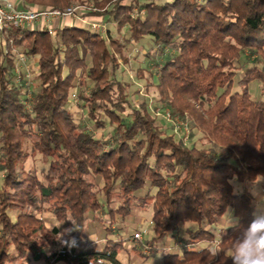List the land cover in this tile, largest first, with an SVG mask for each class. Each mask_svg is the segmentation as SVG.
I'll return each mask as SVG.
<instances>
[{
    "label": "trees",
    "instance_id": "obj_1",
    "mask_svg": "<svg viewBox=\"0 0 264 264\" xmlns=\"http://www.w3.org/2000/svg\"><path fill=\"white\" fill-rule=\"evenodd\" d=\"M20 3L32 10L92 4L85 15H100L129 37L113 36L112 25L98 33L73 22L55 35L36 25L0 33V264H121L123 239L108 235L135 209L151 213L155 235L146 242L171 234L181 245L159 264H231L239 231L226 225L213 248L199 244L216 242L213 226L228 209L248 226L251 187L264 178V67H247L235 81L234 65L246 48L264 57V0ZM144 37L164 54L156 74L161 102L187 115L209 147L184 145L156 125L143 97L137 106L128 100L119 59L127 63L125 48ZM14 47L37 57L32 88L15 80ZM255 81L261 96L252 95ZM76 85L93 130L114 125L109 138L75 121ZM27 138L48 160L42 176L23 166L32 154ZM91 221L106 231L102 244L86 239Z\"/></svg>",
    "mask_w": 264,
    "mask_h": 264
},
{
    "label": "rangeland",
    "instance_id": "obj_2",
    "mask_svg": "<svg viewBox=\"0 0 264 264\" xmlns=\"http://www.w3.org/2000/svg\"><path fill=\"white\" fill-rule=\"evenodd\" d=\"M79 3H74L75 6ZM67 8V7H65ZM44 10V9H42ZM51 10V9H45ZM85 10H95L90 6H84L82 9V14H84ZM140 13H144V10H141ZM137 12H132V15H136ZM85 15V14H84ZM86 19L90 22L93 21H101L104 23L105 27H111V33L115 37H119L121 41L127 39L129 37V32L124 29L123 36H119L115 31V27L112 21H106L102 19L100 15H88L86 14ZM146 52H149L150 56H146ZM12 53L14 54V68H17L15 73V80L17 79V75L19 74V78L21 81H24L23 84L27 83L29 88L35 86V75L37 74V57H36V65H35V57H28L25 64L19 61V56L22 53L21 48L14 47L12 49ZM125 55L128 57L127 63L120 62V69L118 70V79L127 83V97L130 103L133 106H137V104L141 101L143 97L147 104L148 109L152 116L156 119V125L166 131L168 134H173L176 140L180 139L179 129L177 133H175V127L179 126L181 130L187 129L186 138L180 139L184 145L188 146H196V147H209L210 143L203 137L202 133L198 130L191 128V121L189 117L181 116L178 114L172 107L167 104L161 102L159 95L157 93L156 84L158 82L157 72L159 70V62L164 57V54L156 52L153 48H151L150 38L144 37L138 42L131 41L127 47L125 48ZM26 56V55H25ZM122 63V64H121ZM235 70L236 77L235 81L241 77V74L247 67H251L255 65L259 68L264 67V57L260 54L255 53L251 49H243L240 53L239 59L235 62ZM153 71L155 76L151 77L150 73ZM139 73V74H138ZM151 83V85L147 86V83ZM146 87H148L146 89ZM252 95L261 96V83L255 81L251 84ZM69 97V107L74 114V119L80 126L83 127L85 131L93 132L96 138H104L106 133H110L113 131L114 125H107L104 129H96L93 130L91 126V122L86 117V111L82 107V103L79 99L78 86H74V88L70 92ZM72 94H75L73 96ZM31 96H29L30 98ZM29 106V105H28ZM166 112L170 114V117H167ZM122 117L128 119L125 113L121 114ZM185 126V127H184ZM184 127V128H182ZM109 138V134L105 136V139ZM26 149L29 153H32L25 163L23 164L25 169H34L38 175L42 176L48 170V160H46L40 153L33 152V145L30 138H27L25 141ZM260 181V182H259ZM255 185L251 187V193L254 196L255 203L261 198L264 197V178L259 177ZM101 183V182H100ZM154 192V191H153ZM144 193V192H141ZM231 210V209H228ZM47 219L46 224L49 227H52L56 222L55 219L48 213L42 215ZM151 213L150 211H142L139 209H135L134 213L129 216L124 221H120L119 218L112 225V232L108 235L114 239H123L124 243V251L119 254L121 259V264H159L162 260V256L168 251H177L180 252L181 245L179 241H176L173 236L170 234L163 239H158L156 245L150 244L146 242V239L149 240L152 236H154V232L152 230V223L150 221ZM228 213L226 212L224 217L221 219L219 224L213 226V232L216 236V242L207 243L201 242L199 246L209 245L211 248L214 247L218 243L220 228L228 225ZM190 227L195 228V224H189ZM139 232L141 234V239H135L133 237V233ZM87 238L89 240H95L103 243V239L106 235V231L103 227L95 221H91L88 225V229L86 231ZM148 246L149 248H147ZM63 264V263H58Z\"/></svg>",
    "mask_w": 264,
    "mask_h": 264
},
{
    "label": "built area",
    "instance_id": "obj_3",
    "mask_svg": "<svg viewBox=\"0 0 264 264\" xmlns=\"http://www.w3.org/2000/svg\"><path fill=\"white\" fill-rule=\"evenodd\" d=\"M83 8L84 6L82 5H75L61 10L21 9L18 8L11 0H0V33L7 32L10 28H22L26 26L36 25L47 30L49 34L55 35L57 32L58 22L64 23V21L67 19L75 21L82 26H86L95 32L105 33L107 31V28L105 27L104 23H101V21H88L86 19V16L82 14ZM20 60L23 62L22 64H25L27 61V56H25L24 54H20L19 61ZM16 69L17 68H15V70ZM19 77L20 76L18 74L16 79L17 82L20 81ZM72 95L75 96V94ZM166 115L167 117H170V114L168 112H166ZM174 129L176 133L179 129L181 139L183 137H187L185 132L187 131L186 127L185 130H181L179 126L175 127L174 124ZM140 236L141 234L139 232L133 233V237L135 239H141ZM146 247L149 248L148 246Z\"/></svg>",
    "mask_w": 264,
    "mask_h": 264
},
{
    "label": "clouds",
    "instance_id": "obj_4",
    "mask_svg": "<svg viewBox=\"0 0 264 264\" xmlns=\"http://www.w3.org/2000/svg\"><path fill=\"white\" fill-rule=\"evenodd\" d=\"M227 213L228 228L240 232L234 239L232 255L228 260L231 264H264V197L255 203L252 219L246 228H241L239 218L234 217L231 210Z\"/></svg>",
    "mask_w": 264,
    "mask_h": 264
},
{
    "label": "crops",
    "instance_id": "obj_5",
    "mask_svg": "<svg viewBox=\"0 0 264 264\" xmlns=\"http://www.w3.org/2000/svg\"><path fill=\"white\" fill-rule=\"evenodd\" d=\"M17 7H19L20 8V6H21V3H20V0H11ZM55 20V19H54ZM66 22H73V23H76L75 21H72V20H69V19H67V20H65L64 21V23H66ZM56 24H57V21H56ZM60 24H62L61 22L59 23L58 22V26L60 25ZM0 40H1V35H0ZM35 65H36V58H35Z\"/></svg>",
    "mask_w": 264,
    "mask_h": 264
}]
</instances>
